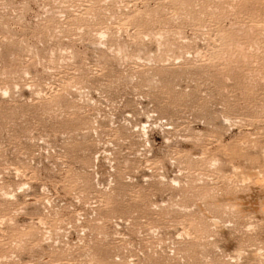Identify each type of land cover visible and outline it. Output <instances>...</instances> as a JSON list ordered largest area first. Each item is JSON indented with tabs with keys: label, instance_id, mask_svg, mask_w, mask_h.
Masks as SVG:
<instances>
[{
	"label": "rangeland",
	"instance_id": "rangeland-1",
	"mask_svg": "<svg viewBox=\"0 0 264 264\" xmlns=\"http://www.w3.org/2000/svg\"><path fill=\"white\" fill-rule=\"evenodd\" d=\"M0 264H264V0H0Z\"/></svg>",
	"mask_w": 264,
	"mask_h": 264
}]
</instances>
